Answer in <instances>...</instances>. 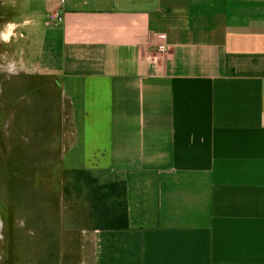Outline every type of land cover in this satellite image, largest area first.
Listing matches in <instances>:
<instances>
[{"label": "crops", "instance_id": "1", "mask_svg": "<svg viewBox=\"0 0 264 264\" xmlns=\"http://www.w3.org/2000/svg\"><path fill=\"white\" fill-rule=\"evenodd\" d=\"M24 6L62 167L126 181L129 228L90 231L92 264H264V0Z\"/></svg>", "mask_w": 264, "mask_h": 264}, {"label": "trees", "instance_id": "2", "mask_svg": "<svg viewBox=\"0 0 264 264\" xmlns=\"http://www.w3.org/2000/svg\"><path fill=\"white\" fill-rule=\"evenodd\" d=\"M43 76L58 81L57 106L60 108L56 115L53 111L56 104L54 96L50 93L44 99L40 94L44 88L39 83L31 82L28 87L19 85L16 88L14 99L28 95L27 98L32 100L19 116L27 121L26 130L15 133L18 137L23 135L25 142L11 145L5 152L3 162H0V200L3 204L0 205V214L5 221L6 217L12 220L16 214L23 218L24 229L30 231L35 264H62L63 252L78 248V243L65 242L67 233L74 234L76 237L73 239L76 240L82 230L129 228L126 181L123 175L117 173L63 168L60 145L58 196L37 182L36 173L40 171L37 165L40 161L33 160L32 155L42 150L51 154L56 150L58 152L57 148L51 150L47 145L41 150L40 145L44 144L45 139L48 143L56 136L59 138L62 131L61 114L65 115L60 113L65 101L59 79L51 75ZM41 101L44 104L47 101L48 105L46 108L44 104L41 106L42 114L38 113L37 107Z\"/></svg>", "mask_w": 264, "mask_h": 264}, {"label": "rangeland", "instance_id": "3", "mask_svg": "<svg viewBox=\"0 0 264 264\" xmlns=\"http://www.w3.org/2000/svg\"><path fill=\"white\" fill-rule=\"evenodd\" d=\"M26 8H28L26 6ZM24 6V0H0V162L5 156L11 145L25 142V137H18L16 131L23 133L26 130L27 121H24L20 112L31 103V98L22 97L14 99L16 88L19 85L26 87L32 83H39L43 86L44 91L40 94L47 98L50 93L54 96V112L58 114L57 106L58 97V81L54 78H47L41 74L34 60L30 59L27 53L28 42L23 34V19L30 17V11ZM29 9V8H28ZM31 77V78H30ZM25 91V90H24ZM26 92V91H25ZM43 98V97H41ZM64 103V102H63ZM41 101L38 107V113L42 114ZM45 108L48 106L45 101ZM43 105V106H44ZM32 108V107H31ZM64 104L62 112L65 113ZM62 115V129L70 119H67L66 113ZM19 120V122H18ZM67 121V122H66ZM68 128V125H66ZM65 126V127H66ZM63 131V130H62ZM59 134L48 143L43 141L40 149L49 146L51 150L58 149V152H42L33 154L32 158L38 159L40 171L36 173V180L43 184L45 188L54 193L59 194L60 182V163L59 148L63 138ZM69 131H66L65 139L69 140ZM55 151V150H54ZM3 162V161H2ZM48 190V191H49ZM1 192V190H0ZM0 205H3L0 200ZM18 215V214H16ZM13 217L12 220L6 217V221L0 214V264H35L36 259L33 258V243L30 231L24 229L23 218L20 216ZM77 235V233H76ZM65 242L78 243V248L68 249L63 252V258L60 260L62 264H92V246L89 232H80L77 236L67 233ZM65 256V257H64Z\"/></svg>", "mask_w": 264, "mask_h": 264}, {"label": "built area", "instance_id": "4", "mask_svg": "<svg viewBox=\"0 0 264 264\" xmlns=\"http://www.w3.org/2000/svg\"><path fill=\"white\" fill-rule=\"evenodd\" d=\"M153 45L155 46V48L161 52V53H165L168 51V44L166 41V36L163 34H157L155 35V37L153 38Z\"/></svg>", "mask_w": 264, "mask_h": 264}]
</instances>
